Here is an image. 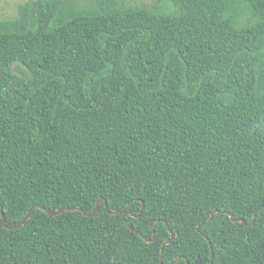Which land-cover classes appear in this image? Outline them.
I'll return each mask as SVG.
<instances>
[{
	"label": "trees",
	"instance_id": "obj_1",
	"mask_svg": "<svg viewBox=\"0 0 264 264\" xmlns=\"http://www.w3.org/2000/svg\"><path fill=\"white\" fill-rule=\"evenodd\" d=\"M94 2L0 18V264H264V0Z\"/></svg>",
	"mask_w": 264,
	"mask_h": 264
},
{
	"label": "rangeland",
	"instance_id": "obj_2",
	"mask_svg": "<svg viewBox=\"0 0 264 264\" xmlns=\"http://www.w3.org/2000/svg\"><path fill=\"white\" fill-rule=\"evenodd\" d=\"M26 0H0V18L15 17L17 15V5ZM131 6H152L157 0H124ZM71 4L80 7L95 8L94 0H69Z\"/></svg>",
	"mask_w": 264,
	"mask_h": 264
},
{
	"label": "water",
	"instance_id": "obj_3",
	"mask_svg": "<svg viewBox=\"0 0 264 264\" xmlns=\"http://www.w3.org/2000/svg\"><path fill=\"white\" fill-rule=\"evenodd\" d=\"M30 211H31V209H30L29 212L24 216V218L22 219V221H21L20 223H23V222L26 220V218H27V217L29 216V214H30ZM94 211H95V210H94ZM94 211H93V212H94ZM107 211H108V212H111V211L108 210V209H107ZM47 212L50 213V214H55V213H56V212H54V211H50V210H47ZM83 213L86 214L85 211H83ZM124 214H125V213H124ZM2 219H3V221H4V217H3V215H2ZM6 226H7V227H11L10 225H6Z\"/></svg>",
	"mask_w": 264,
	"mask_h": 264
}]
</instances>
